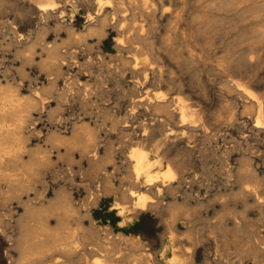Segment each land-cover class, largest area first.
<instances>
[{"label": "rangeland", "instance_id": "1", "mask_svg": "<svg viewBox=\"0 0 264 264\" xmlns=\"http://www.w3.org/2000/svg\"><path fill=\"white\" fill-rule=\"evenodd\" d=\"M110 1L122 3V8L119 9L122 12L117 15L120 21L115 28L108 27L106 34L99 38L93 34L84 36L86 26L96 19L95 17L91 21L87 20L88 14L95 16V0H0V87L18 90L22 98H46V102L39 103L37 109L32 110L23 134L29 139L27 144L30 149H34L38 144L52 152L51 163L42 166L41 174L33 177L34 168L29 166V156L23 154L22 160L18 162L19 168L27 169L26 172L31 174L25 187L17 190L5 182H0V213L10 214V217H2L3 222L0 225V256L3 257L4 253H7L10 259H17L18 252L11 246L18 234L16 222L19 215L25 213L26 206L38 204L37 192L40 190L48 200L44 198V205L49 203L47 207H50L46 213L49 214L46 215L49 217L46 218V225L52 229L54 226L62 227V231L71 235L75 241L72 248L74 251L68 253L70 255L55 250L49 251L47 257L45 255L44 259L42 258L43 262L46 261L44 264H142L143 261L144 264H264V129L255 126L258 107L251 103L258 97L259 100L262 98L260 101L264 103V0H148V9L142 5V0ZM42 6L47 11L41 12L39 9H42ZM153 8L155 12L151 13ZM105 9L111 10L112 6L106 4ZM121 23L124 25L123 29V25L120 27ZM141 27L144 29L142 40H132L137 42L135 47L140 49L131 52L126 49L119 51L117 43L121 40V44L125 46L127 41H130L129 37L139 32ZM172 29L174 30L171 31ZM80 34L83 38L79 37ZM85 39L86 41H83ZM53 45H58L56 47L61 52H71L73 55L66 54V65L62 67L61 76L54 74L47 64L49 60L46 48ZM133 56L142 63L139 66L148 63L147 68L160 69L164 78H170L169 80L180 84L182 96L187 98V103L197 110L199 116L202 115L193 124L196 127L190 129L189 124L181 126L178 115L164 121V128L167 133L173 134L174 141L170 140L173 142L162 144L158 148L163 167H158L157 171H162L168 166H174V169L181 163L184 170L183 174H177L176 178L171 180L174 191L164 188L159 197L147 191L143 184H133L132 178L129 179L130 174L128 175L130 151L143 147L152 151L150 154L154 156L153 146L161 137L157 125L159 116L145 110L142 105L131 109L130 98L139 94L136 89L140 91V87L135 82L141 75L131 73L132 65L129 66L126 61L124 64L120 57L133 62ZM118 59L122 61V66ZM149 71L148 69L150 77L152 73ZM51 79H55L56 83L52 87L49 85ZM151 82L147 83L143 92L150 90L151 95L161 89L163 92H170L165 85ZM244 87L247 88L246 91L250 90V94H245ZM44 88L45 90H42ZM49 92L52 97H48ZM60 94V98H57ZM251 95L257 97L253 99ZM106 113L111 118H108ZM126 115L129 117L125 119ZM103 117H107L104 122ZM56 119H59L58 122ZM83 120L85 123H82ZM120 120L123 123H120ZM87 121L91 130L86 126ZM114 121L118 125L114 124ZM84 127L93 133L92 136L95 135L93 143L96 149L98 148L95 159H99L96 164L99 167L105 165V168L100 167L101 170L93 161L90 162L91 160L80 155V147L77 144L68 145L66 142L45 140L50 136L52 139H58L60 134L63 139H70L75 130V134L80 138ZM143 130L149 136L145 134L141 139L139 135ZM69 135L70 137H67ZM53 143L56 144L52 145ZM100 157L105 161L110 160L101 164ZM246 186L248 190L257 192V198L252 192L243 189ZM60 187L68 188L67 192L62 191V199L56 198L60 189H55ZM130 188L136 195L147 193V200L153 198L148 200L149 202L156 200L164 207L138 211V215L136 210H130L134 199L121 197L120 194L125 190L128 192ZM51 198L55 202H49ZM90 199L93 201L89 203ZM56 205L58 209L55 208ZM167 205L171 206V209ZM60 207L68 216L60 215ZM164 209L168 212L162 213L161 210ZM169 212L173 213L174 217ZM168 223L173 231L167 227ZM171 223L174 225L171 226ZM90 227L96 231H91ZM134 239L142 243L137 249ZM255 242L259 244L256 245ZM77 246L79 248H76ZM145 256L148 257L147 261L144 260ZM42 260H38L36 264H43Z\"/></svg>", "mask_w": 264, "mask_h": 264}, {"label": "bare ground", "instance_id": "2", "mask_svg": "<svg viewBox=\"0 0 264 264\" xmlns=\"http://www.w3.org/2000/svg\"><path fill=\"white\" fill-rule=\"evenodd\" d=\"M130 1V0H129ZM135 1V0H134ZM133 1V2H134ZM143 2V6L145 5L146 6V8L148 9L149 8V6H147V1L148 0H142ZM135 3V2H134ZM95 4V5H94ZM94 6H96L97 7V9H96V13H95V16L93 17V14H88L87 15V20L88 21H91L92 19H94L95 17H96V19L94 20V22H90L87 26H86V31H84V36L85 37H87L88 35H97V36H99V38L102 36L103 37V35H105L106 34V29L109 27V28H115L116 26H117V24L119 23V19H118V14L120 13V12H122V10L121 11H119V9H120V5L122 4L120 1H118V2H112V1H110V0H95V2H94ZM106 4H109V5H111L112 6V9L111 10H106L105 8H106ZM82 5V4H81ZM150 5V4H149ZM43 7V6H42ZM151 7V6H150ZM39 8H41L40 6H39ZM122 8V7H121ZM27 9V8H26ZM151 9V8H150ZM41 12L43 11V12H45V11H47L46 10V8L45 7H43L42 9H39ZM125 11V10H124ZM151 13H154L155 12V9L153 8L151 11H150ZM146 15V14H145ZM54 16V15H53ZM124 17V16H123ZM170 17V16H169ZM123 22H124V20H123ZM176 23V22H175ZM178 23V22H177ZM41 24V23H40ZM65 24V23H64ZM123 25V23H121V25H120V27ZM24 28V27H23ZM70 28V27H69ZM75 28V27H74ZM124 28V25H123V27H122V29ZM66 29H68V27L66 26ZM139 29V28H138ZM174 29H176L177 30V28H174ZM174 29H172L171 31H173ZM143 28L141 27L140 28V31L139 32H137L136 34H133V36H130L129 37V39L128 40H130V41H127L128 43L124 46L123 44H121V40H120V42L119 43H117V45H118V50L119 51H121L122 49L124 50V49H126V50H128V51H137L138 49H140V47L138 48V47H135V45H136V43L137 42H134V41H132V40H134V39H141L142 40V38L144 37V32H143ZM182 30V29H181ZM11 31V30H10ZM68 31V30H67ZM70 31V30H69ZM183 31H184V29H183ZM13 32V31H12ZM182 32V31H181ZM82 33V32H81ZM133 33H135V32H133ZM9 34V33H8ZM6 35V34H5ZM74 35V34H73ZM77 35V34H76ZM87 35V36H86ZM9 36V35H8ZM80 36H82L81 34L79 35V37ZM89 36V37H90ZM14 37V36H13ZM78 37V38H79ZM146 37V36H145ZM9 38V37H8ZM82 38H83V36H82ZM175 38V37H174ZM13 39H15V38H13ZM97 39H98V37H97ZM83 41H86V39L85 40H83ZM99 41H100V39H99ZM118 41V40H117ZM184 41V40H183ZM262 41H264V40H262ZM262 41H260V43L262 42ZM27 43H29V42H27ZM259 43V44H260ZM9 44H11L10 42H9ZM54 44V43H53ZM85 45V44H84ZM116 45V44H115ZM262 45H264V44H262ZM56 46H58V45H56ZM55 45H53V46H51V47H49V48H46V50H47V52H48V65L50 66V68H51V70L53 71V73L54 74H59L60 75V72H61V70H62V67H63V65H66V64H64V61H66L65 60V56H66V54H70L71 55V52L69 53H63V52H61L60 51V49L58 48V47H56ZM76 46V45H75ZM91 46V45H90ZM188 46V45H187ZM144 48V47H143ZM70 49V48H69ZM171 49V48H170ZM45 50V49H44ZM142 50V49H141ZM76 51V50H75ZM118 51V52H119ZM175 51V50H174ZM78 52V51H77ZM169 52V51H168ZM171 53V52H170ZM169 53V54H170ZM74 54V53H73ZM132 54V53H131ZM144 54V53H143ZM173 54V53H172ZM208 54V53H207ZM120 55V54H119ZM133 55V54H132ZM174 55V54H173ZM198 55V54H197ZM261 55V54H260ZM71 56H73V55H71ZM134 56H136V55H134ZM133 56V57H134ZM144 56V55H143ZM199 56V55H198ZM262 56H264V55H262ZM147 57V56H146ZM172 57V56H171ZM189 57V56H188ZM238 57V56H237ZM25 58V57H24ZM69 58V57H68ZM73 58V57H72ZM193 58V57H192ZM191 58V59H192ZM120 59H123L122 61L124 62V64H125V61L128 63V65L129 66H131L130 67V70H131V73H134V74H136V75H141V78H139V77H137V79H136V82H135V84L136 85H139V87H140V91H139V89H136V92H139V94H136V95H133V97L132 98H130L131 99V109L132 110H134L135 109V107L136 106H138V105H142V107L143 106H145L144 108H145V110H149V111H152L153 112V114L154 115H157V116H159L160 118H157L156 120H157V125H158V127H159V135L161 136L160 137V140H158L155 144H154V151H153V154H154V156H152L150 153L152 152H150V151H147L146 149H144L143 147H138V148H135V149H133V150H131L130 151V153H129V159H131V163H130V167H129V173H128V175L130 174V176H129V179H130V177L132 178V181H133V184L135 183V184H143V186H145V187H147V191H150L151 193L153 192L154 194H156L157 195V197H159V195L161 194V192L163 191V189L164 188H166L168 191H174V187L171 185V180H174L175 178H176V175L177 174H179L180 175V173H182V171L184 170V166H183V163H181V164H179V165H177V167H175L174 169H173V167L171 168V166H168V167H166V169H164V170H162V171H157V168L159 167L160 168V166H161V168L163 167L161 164H162V159L160 158V156L158 155V148L160 147V145H162V144H166V143H169V142H173L174 140H173V137L174 136H172L173 134H169V133H167L168 131H166V129L164 128L165 127V125H164V121L165 120H169V119H173L174 118V116L175 115H178V117L179 118H177V119H179V122L181 123V126H182V124L184 125V124H189V129L192 127H196V126H194L193 124H195L196 122H197V120L198 119H200V116H202V115H200L199 116V113L197 112V110H195V109H192V105H190V104H188L187 103V98L185 99L183 96H182V94H183V90H182V86L180 85V84H176L175 82H173V81H171V80H169V79H166V78H164V75L162 74V72L160 71V69H158V70H154V68L152 67V68H147L148 67V63H146V64H144L142 67L141 66H139V64H142V63H139L138 61H137V57H134V58H132V61L133 62H129V60L130 59H127V58H121L120 57ZM125 59V60H124ZM127 59V60H126ZM140 59V58H139ZM148 59V58H147ZM201 59V58H200ZM75 60V59H74ZM119 60V59H118ZM220 60V59H219ZM257 60V59H256ZM120 61V64L122 63V61L121 60H119ZM147 61V60H146ZM193 61V60H192ZM191 61V62H192ZM202 61V60H201ZM77 62V61H76ZM110 62V61H109ZM258 62V61H257ZM132 63H134V64H132ZM143 63H144V61H143ZM228 63V62H227ZM70 64V63H69ZM123 64V67L125 66V68H126V65H124ZM148 64V65H147ZM189 64V63H188ZM82 65V64H81ZM104 65V64H103ZM151 65V64H150ZM175 65V64H174ZM233 65V64H232ZM20 66V65H19ZM68 66V65H67ZM99 66V65H98ZM121 66H122V64H121ZM152 66V65H151ZM229 66V65H228ZM79 67H80V65H79ZM122 67V68H123ZM176 67V66H175ZM225 67V66H224ZM223 67V68H224ZM18 68V67H17ZM72 68V67H71ZM118 68V67H117ZM156 68H157V66H156ZM99 69V68H98ZM148 69L150 70L149 72H151L152 73V76H150L149 77V74L150 73H148ZM250 69V68H249ZM122 70H124V69H122ZM128 70H129V68H128ZM156 72V76H155V72ZM250 71V70H249ZM46 73V72H45ZM62 73H63V70H62ZM108 73V72H107ZM121 73H123V72H121ZM158 73V74H157ZM89 75V74H88ZM97 75V74H96ZM104 75V74H103ZM169 75V74H168ZM61 76V75H60ZM169 77V76H168ZM56 78V77H55ZM106 78V77H105ZM58 79V78H57ZM56 79V80H57ZM124 79V78H123ZM55 80V79H54ZM53 79H51V81L50 80H48V81H50V84L49 85H51V87L53 86V85H55L56 83H55V81H54ZM200 80V79H199ZM67 81V80H66ZM111 81V80H110ZM149 81H152V82H155L156 84H163V85H165L168 89H169V93H168V91L167 92H163L162 91V89H161V91H158V92H153V94L151 95V93H150V95L148 94V92H146V91H144L143 92V89L145 88V86L147 85V83L149 82ZM222 81V80H221ZM65 82V81H64ZM151 82V83H152ZM177 82V81H176ZM228 82V81H227ZM55 83V84H54ZM131 83V82H130ZM200 83H203V82H200ZM85 84H87V83H85ZM102 84H104V83H102ZM215 84V83H214ZM224 84V83H223ZM236 84V83H235ZM66 85V84H65ZM197 85V84H196ZM201 85V84H200ZM249 85V84H248ZM262 85H264V84H262ZM68 86V85H67ZM82 86V85H81ZM85 86H87V85H85ZM153 86V85H152ZM164 86V87H165ZM240 86V85H239ZM238 86V87H239ZM42 87V86H41ZM44 87V86H43ZM46 87V86H45ZM55 87V86H54ZM53 87V88H54ZM132 87H134V86H132ZM156 87V86H155ZM189 87V86H188ZM47 89H48V85H47V87H46ZM49 88H50V86H49ZM83 88V87H82ZM136 88V87H135ZM138 88V87H137ZM190 88V87H189ZM211 88V87H210ZM13 89V88H12ZM36 89V88H35ZM41 89V88H40ZM39 89V90H40ZM64 89H65V87H64ZM96 89V88H95ZM109 89V88H108ZM250 89H251V87H250ZM42 90H45V88L44 89H42ZM41 90V92H43ZM68 90V89H67ZM129 91H130V89H128ZM152 90V89H151ZM243 90H244V92H246L245 94L246 95H248V94H250L249 93V91H246L247 90V88L246 87H244L243 88ZM242 90V91H243ZM37 91V90H36ZM63 91H65V90H63ZM46 92V91H45ZM51 92V91H50ZM50 92H49V96L48 97H52L51 95H50ZM110 92V91H109ZM133 92V91H132ZM221 92V91H220ZM244 92H243V94H244ZM44 93V92H43ZM42 93V94H43ZM48 93V92H47ZM88 94H89V92H87ZM112 93V92H111ZM185 93V92H184ZM34 94V93H33ZM39 94V93H38ZM57 94V93H56ZM65 94V93H64ZM131 94H133V93H131ZM135 94V93H134ZM258 94H259V92H258ZM41 95V94H40ZM39 95V96H40ZM62 95H63V93H62ZM66 95V94H65ZM90 95V94H89ZM130 95V94H129ZM204 95V94H203ZM228 95V94H227ZM262 95H264V93H262ZM54 96V95H53ZM60 96H61V94L60 95H58L57 96V98H60ZM222 96V95H221ZM251 96H253V95H251ZM64 97H66V96H64ZM257 96H253L252 98L254 99V98H256ZM63 98V97H62ZM128 98V97H127ZM128 98V99H129ZM246 98V97H245ZM261 98V97H260ZM54 99V98H53ZM90 99V98H89ZM102 99V98H101ZM109 99V98H108ZM207 99V98H206ZM235 99V98H234ZM249 99V98H248ZM252 99V100H253ZM262 99V98H261ZM260 99V100H261ZM46 100V98H44V99H40V98H37L36 96L35 97H27V98H22L21 96H20V93H18V90H11V89H3L2 88V86L0 87V182H5V183H7L8 184V186L9 187H11V188H15V189H19L20 187L21 188H23V187H25L24 185L26 184V183H28L29 182V178H30V176H31V174H28L27 172H26V170L25 169H20L19 168V165H18V162L19 161H21L22 160V156H23V154H28V156H29V162H30V165L29 166H33V168L34 169H32V177H33V175H38L39 176V174H41V169L44 167V165H49L50 163H51V159H50V153H52V152H50L49 150L50 149H48V148H45V147H42L41 145H36L35 146V148L34 149H30L29 147H28V144H27V141L29 140L28 139V137H25V135L26 134H23V129L25 128V124L28 122V119H29V117L31 116V112H32V110L33 109H37L36 108V106L39 104V103H42L43 101H45ZM48 100V99H47ZM251 100V101H252ZM259 100V97H258V99L255 101V99L253 100V102H251V103H255V105H257V107H258V114L256 115L257 116V118H256V127L257 128H261V130L262 129H264V103H262V101H260ZM51 101V100H50ZM86 101H88V100H86ZM90 101V100H89ZM130 101V100H129ZM189 101V100H188ZM195 101V100H194ZM249 101V100H248ZM46 102V101H45ZM44 102V103H45ZM56 102L58 103V101L56 100ZM48 103V102H47ZM85 103V102H84ZM86 103H88V102H86ZM85 103V104H86ZM43 104V103H42ZM94 104H96V103H94ZM232 104V103H231ZM242 104V103H241ZM246 104V103H245ZM56 105H58V104H56ZM198 105V104H197ZM52 106V105H51ZM86 106V105H85ZM89 106V105H88ZM43 107V106H42ZM46 107V106H45ZM55 108H58L57 106H54ZM53 108V107H52ZM55 108H53L54 110H55V112H56V109ZM61 107H59V109H60ZM110 108V107H109ZM106 109V108H105ZM139 109V108H138ZM46 110V109H45ZM50 110V109H49ZM54 110H53V112H54ZM110 110V109H109ZM223 110H224V108H223ZM226 110V109H225ZM108 111V110H107ZM256 111V110H255ZM52 112V113H53ZM99 112V111H98ZM104 112H106V111H104ZM109 112V111H108ZM242 112V111H241ZM51 112H50V114H52ZM135 113H136V111H135ZM140 113V112H139ZM149 113V112H148ZM100 114V113H99ZM104 114V113H103ZM107 114V113H106ZM150 114V113H149ZM152 114V113H151ZM203 114V113H202ZM255 114V113H254ZM105 115V114H104ZM108 115L109 114H107V117H108ZM154 115H153V117H154ZM228 115V114H227ZM232 115H234V114H232ZM92 116V115H91ZM106 116V115H105ZM115 116V115H114ZM127 116L128 115H126V117H125V119L127 118ZM141 116V115H140ZM212 116V115H211ZM210 116V117H211ZM241 116H242V114H241ZM255 116V117H256ZM51 117V116H50ZM107 117H103L102 119H103V122L105 121V119L107 118ZM129 117V116H128ZM131 117H133V116H131ZM148 117V116H147ZM150 117V116H149ZM205 117V116H204ZM238 117V116H237ZM105 118V119H104ZM108 118H111L110 116L108 117ZM124 118V117H123ZM198 118V119H197ZM202 118V117H201ZM51 119H53V117L51 118ZM60 119H62V117L60 118ZM77 119V118H76ZM99 119V118H98ZM119 119V117L117 118V120ZM125 119H124V121H125ZM133 119V118H132ZM203 119H205V118H203ZM37 120V119H36ZM57 120V119H56ZM59 120V119H58ZM58 120L56 121V122H58ZM152 120V119H151ZM154 120V119H153ZM53 121V120H52ZM84 121V120H83ZM113 121V119L111 120V122ZM177 121V120H176ZM205 121H207V120H205ZM60 123H61V121H59ZM119 122V121H118ZM123 123V121L122 120H120V123ZM150 122V121H149ZM155 122V121H154ZM240 122V121H239ZM33 123V122H32ZM59 123V124H60ZM82 123H85V121L84 122H82ZM87 123L88 124H86V126L89 128L90 126V124H89V122L87 121ZM114 124L116 123V121H114L113 122ZM112 123V124H113ZM127 123H129V118H128V122ZM127 123H125V124H127ZM56 124V123H55ZM64 124V123H63ZM111 124V125H112ZM117 124V123H116ZM155 124V123H154ZM53 125V124H52ZM82 125V124H81ZM118 125V124H117ZM152 125V124H151ZM56 126V125H55ZM83 126V125H82ZM155 126V125H154ZM78 127H79V125H78ZM87 127L85 128L84 127V130H83V132H82V134L81 133H79V131L77 130V132L79 133V134H81L80 135V138H79V136H78V134L76 133L75 134V132H76V130L75 129H77V128H74V130H75V132H74V134L73 135H71L72 137L70 138V139H63L62 138V136H61V134H60V138L58 137V139H55V138H53L52 139V137L50 136L49 138L47 137V139H45L46 141L48 140H51V141H59V143H62V142H66L65 144H68V145H73V144H77L80 148H79V152L81 153L80 155L81 156H83V157H86V159L88 158L89 159V161L90 162H94L95 163V165H97L96 164V162H99V161H96L97 159H95L96 158V154H98L97 153V149H96V145L94 144L95 142V138H93L95 135H93L92 136V132H90L89 130H91L90 128H89V130L87 129ZM113 127H115V125L113 126ZM124 127V126H123ZM126 127V126H125ZM148 127V126H147ZM179 127V126H178ZM224 127V126H223ZM146 128V127H145ZM188 128V126L186 127V129ZM220 128V127H219ZM72 129V128H71ZM79 129H81V128H79ZM83 129V128H82ZM93 129H94V127H93ZM92 129V130H93ZM144 129V128H143ZM182 129V128H181ZM189 129H187L188 131H189ZM97 130H98V128H97ZM116 130V129H115ZM122 130V129H121ZM259 130V129H258ZM37 131V130H36ZM40 131V130H39ZM111 131V130H110ZM117 131V130H116ZM123 131V130H122ZM135 131V130H134ZM144 132L142 133V134H140L139 135V137H141V139H142V137H144L145 136V130H143ZM185 131V130H184ZM183 131V132H184ZM188 131H185L186 133H188ZM191 131V130H190ZM193 131V130H192ZM191 131V132H192ZM219 131V130H218ZM237 131V130H236ZM27 132H29V130L27 131ZM32 132V131H31ZM94 132V131H93ZM112 132V131H111ZM173 132V131H172ZM184 132V133H185ZM204 132V131H203ZM222 132V131H221ZM231 132V131H230ZM95 133V132H94ZM126 133V132H125ZM190 133V132H189ZM194 133V132H193ZM196 133V132H195ZM205 133H207L206 131H205ZM37 134V133H36ZM191 134V133H190ZM202 134V133H201ZM224 134V133H223ZM241 134V133H240ZM51 135V134H50ZM58 135V134H57ZM56 135V136H57ZM121 135V134H120ZM146 135H148V134H146ZM184 135V134H183ZM187 134H185V136H186ZM209 135V134H208ZM207 135V136H208ZM212 135V134H211ZM216 135V134H215ZM27 136V135H26ZM33 136V135H32ZM31 136V137H32ZM65 136V135H64ZM123 136V135H122ZM127 136H128V134H127ZM127 136H125L124 135V137H127ZM136 136V135H135ZM149 136V135H148ZM179 136H181V135H179ZM178 136V137H179ZM193 136H194V134H193ZM205 136V135H204ZM210 136V135H209ZM219 136V135H218ZM34 137V136H33ZM42 137V136H41ZM67 137H70V135L69 136H67ZM76 137H78V139H76ZM123 137V138H124ZM176 137V136H175ZM181 137H183V136H181ZM192 137V136H191ZM245 137V136H244ZM57 138V137H56ZM65 138V137H64ZM133 138V137H132ZM137 138V137H136ZM135 138V139H136ZM177 138V137H176ZM213 138V137H212ZM230 138H231V136H230ZM233 138V137H232ZM241 138V137H240ZM76 139V140H75ZM138 139V138H137ZM140 139V138H139ZM175 139V138H174ZM186 139H187V136H186ZM185 139V140H186ZM214 139V138H213ZM216 139V138H215ZM235 139V138H234ZM36 140H37V138H36ZM121 140V139H120ZM145 140V139H144ZM143 140V141H144ZM170 140H173V141H170ZM231 140H233V139H231ZM140 141V140H139ZM142 141V142H143ZM187 141H188V139H187ZM238 141V140H237ZM255 141V140H254ZM94 142V143H93ZM227 142V141H226ZM46 143V142H45ZM114 143V142H113ZM119 143V142H118ZM121 143H123L122 141H121ZM236 143V142H235ZM36 144V143H35ZM40 144V143H39ZM56 144V143H55ZM54 143L52 144V145H55ZM243 144V143H242ZM246 144V143H245ZM142 145V144H141ZM184 145V144H183ZM232 145V144H231ZM57 146V145H56ZM172 146V145H171ZM174 146V145H173ZM58 147V146H57ZM188 147V146H187ZM241 148H242V145L240 146ZM50 148V147H49ZM59 148V147H58ZM74 148V147H73ZM181 148V147H180ZM186 148V147H185ZM66 149V148H65ZM72 149V148H71ZM149 149V148H148ZM184 149V148H183ZM239 149V148H238ZM59 150V149H58ZM67 150V149H66ZM78 150V149H77ZM247 150V149H246ZM166 151V150H165ZM162 152V151H161ZM185 152V151H184ZM255 152H256V150H255ZM65 153V152H64ZM106 153H107V151H106ZM188 153V152H187ZM258 153H260V152H258ZM166 154V153H165ZM171 154V153H170ZM179 154V153H178ZM226 154V153H225ZM248 154V153H247ZM102 155V154H101ZM110 155V154H109ZM162 155V154H161ZM106 156H108V154L106 155ZM227 156V155H226ZM71 157V156H70ZM98 157V156H97ZM109 157H112V156H109ZM114 157V156H113ZM126 157V156H125ZM228 157V156H227ZM244 157V156H243ZM247 157V156H246ZM101 158V157H100ZM108 158V157H107ZM128 158V157H127ZM248 158V157H247ZM247 158H245V159H247ZM250 158V157H249ZM80 159H82V158H80ZM79 159V160H80ZM87 159V160H88ZM221 159V158H220ZM253 159V158H252ZM78 160V161H79ZM99 160V159H98ZM101 160H102V158H101ZM100 160V161H101ZM107 160H110V159H107ZM106 160V161H107ZM173 160V159H172ZM103 161H104V163L106 162L105 161V159L104 160H102V162H101V164L103 163ZM175 161V160H174ZM174 161H172V162H174ZM179 161V160H178ZM184 161V160H183ZM29 162H28V164H29ZM171 162V163H172ZM247 162H248V160H247ZM250 162V161H249ZM114 163V162H113ZM122 163V162H121ZM251 163V162H250ZM53 164V163H52ZM222 164V163H221ZM242 164H243V160H242ZM242 164H240V165H242ZM27 165V164H26ZM92 165V164H91ZM103 166H101L100 165V167H103V168H105L104 166V164H102ZM247 165H250V164H247ZM43 166V167H42ZM98 166V165H97ZM113 166V165H112ZM243 166V165H242ZM241 166V167H242ZM257 166H258V164H257ZM24 167H26V166H24ZM42 167V168H41ZM99 167V166H98ZM99 167V168H100ZM116 167V166H115ZM240 167V166H239ZM45 168H46V166H45ZM89 168V167H88ZM87 168V169H88ZM93 168V167H92ZM92 168H91V170H92ZM96 168V167H95ZM94 168V169H95ZM102 168V169H103ZM243 168V167H242ZM90 169V168H89ZM98 169V168H97ZM240 169V168H239ZM239 169H238V171H239ZM245 169V168H244ZM96 170V169H95ZM99 170H101V168L99 169ZM99 170H97L98 172H99ZM220 170V169H219ZM75 171V170H74ZM94 171V170H93ZM96 171V172H97ZM112 171V170H111ZM250 171H253V170H249V172ZM29 172V171H28ZM87 172H88V170H87ZM113 172H114V170H113ZM116 172V171H115ZM244 172H246L245 170H244ZM101 173H102V171H101ZM106 173H107V171H106ZM185 173V172H184ZM242 173V172H241ZM253 174H254V172H252ZM58 174V173H57ZM67 174V173H66ZM73 174V173H72ZM87 174V173H86ZM89 174V173H88ZM104 174V173H103ZM110 174V173H109ZM126 174H127V172H126ZM183 174V173H182ZM43 175V174H42ZM63 175V174H62ZM102 175V174H101ZM238 175H239V172H238ZM246 175V174H245ZM247 175H248V171H247ZM79 176V175H78ZM96 176V175H95ZM185 176V175H184ZM242 177H243V174L241 175ZM252 176V175H251ZM261 176H262V174H261ZM63 177V176H62ZM61 177V178H62ZM67 177V176H66ZM71 177V176H70ZM105 177H106V175H105ZM126 177H127V175H126ZM182 177V176H181ZM256 177V176H255ZM38 178V177H37ZM74 178V177H73ZM180 178V177H179ZM258 178V177H257ZM68 179V178H67ZM89 179V178H88ZM97 179V178H96ZM128 179V180H129ZM190 179V178H189ZM193 179V178H192ZM238 179V178H237ZM75 180V179H74ZM90 180V179H89ZM105 180V179H104ZM127 180V179H126ZM186 180V179H185ZM184 180V181H185ZM243 181V179H240V181ZM244 180H245V178H244ZM106 181H108V179H106ZM177 181V180H176ZM179 181H180V179H179ZM190 181V180H189ZM238 181V180H237ZM97 182V181H96ZM102 182H103V180H102ZM105 182V181H104ZM178 182V181H177ZM254 182V181H253ZM257 182V181H256ZM261 182H262V179H261ZM189 183V182H188ZM245 185H246V183L245 182H243ZM99 184V183H98ZM105 185H108V183L106 184V183H104ZM103 184V185H104ZM244 184H243V186H244ZM248 184V183H247ZM257 184V183H256ZM255 184V185H256ZM258 184H259V182H258ZM62 185V184H61ZM183 185H184V183H183ZM230 185V184H229ZM249 185V184H248ZM62 186H64V185H62ZM96 186H98V185H96ZM133 186V185H132ZM135 186H138V185H135ZM177 186H180V185H177ZM185 186V185H184ZM257 186V185H256ZM262 186V185H261ZM105 187V186H104ZM142 187V186H141ZM182 187V186H181ZM187 187V186H186ZM240 187H242V186H240ZM250 187V186H249ZM20 188V189H21ZM92 188V187H91ZM106 189H107V187H105ZM253 188V187H252ZM255 188V187H254ZM45 189V188H44ZM60 189V190H59ZM67 187H66V189H62L61 187L60 188H58V189H55V190H59L58 192H57V197L56 198H59V199H62V195L64 194L62 191L63 190H66V192H67ZM131 189V188H130ZM234 189V188H233ZM242 189V188H241ZM245 191L246 190H248V187L246 186L245 188H243ZM257 189H258V187H257ZM262 189H264V188H262ZM98 190V189H97ZM110 190V189H109ZM45 191V190H44ZM99 191V190H98ZM106 191H108V190H106ZM123 191V190H122ZM146 191V192H147ZM172 191V192H173ZM176 191V190H175ZM249 192H252V194H254V196L257 198V192H255V191H250V190H248ZM257 191H259V190H257ZM56 192V191H55ZM109 192V191H108ZM108 192H106V194L108 193ZM117 192V191H116ZM121 192V191H120ZM145 192V191H144ZM183 192V191H182ZM231 192V191H230ZM36 193V192H35ZM69 193V192H68ZM143 193V192H142ZM152 193V194H153ZM235 193V192H234ZM246 193H248V192H246ZM102 194V193H101ZM122 196L121 197H125V198H133L134 199V201L132 202V204H133V207L130 205V207H132L130 210H136L137 212V214L139 213V212H143V211H146L147 209H149V208H158L159 206H161V204H160V202L158 201V202H156V200H153L154 202H149L148 200H150V199H148L147 200V193L145 194V195H143V194H140V193H138V195H136L135 194V192L133 191V189H131V190H129L128 192H126V190H125V192H122V193H120ZM230 194V193H229ZM238 194V193H237ZM91 195V194H90ZM103 195V194H102ZM137 196V197H135L134 198V196ZM260 195V194H259ZM262 195H264V194H262ZM88 196V195H87ZM97 196V195H96ZM150 196V195H149ZM154 196V195H153ZM64 197H65V195H64ZM93 197H94V194H93ZM156 197V196H155ZM154 197V198H155ZM188 197V196H187ZM34 198V197H33ZM44 198H45V193L44 192H42V191H38L37 192V199H38V204L36 205H34V206H31V204H30V206H26V208L24 209L25 210V213L23 214V215H19V218L17 219V227H18V234H17V237L15 238L16 240L15 241H13L12 243H11V246H12V248H14V249H16V251L18 252L17 254H18V257H17V259H10V257H7V253H4V256L2 257V256H0V264H36V262L38 261V260H42V258L44 259V256L49 252V251H53V250H55V251H58V252H60V253H62V254H68V253H70L71 251H72V248H73V246H74V244H75V241L72 239V236L71 235H69V234H67V233H65V232H63L62 230V227L61 228H57L56 226H54L53 228L54 229H52V228H49L48 227V225H46V223L47 222H45L46 221V218L48 219L49 217H47V216H49V214H46L47 212H48V210H49V208L47 207V206H49V203H47V204H45L44 205V203H43V200H44ZM54 198V197H53ZM66 198V197H65ZM151 198V197H150ZM161 198V197H160ZM186 198V197H185ZM244 198H245V196H244ZM260 198V197H259ZM46 199V198H45ZM67 199V198H66ZM95 197H94V201H95ZM153 199V198H152ZM151 199V200H152ZM173 199V198H172ZM189 199V198H188ZM262 199V198H261ZM47 200V199H46ZM49 200H51V201H49V202H52V201H54L52 198L51 199H49ZM58 200V199H57ZM91 200L92 199H90V201H89V203L91 202ZM92 200V201H93ZM101 200V199H100ZM150 200V201H151ZM253 200H254V198H253ZM255 200H257V199H255ZM48 201V200H47ZM68 201H69V197H68ZM132 201V200H131ZM174 201V200H173ZM172 201V202H173ZM203 201V200H202ZM245 201V200H244ZM55 202V201H54ZM53 202V203H54ZM59 202V201H58ZM97 202V201H96ZM149 202V203H148ZM162 202V201H161ZM169 202V201H168ZM167 202V203H168ZM175 202L176 203H178L176 200H175ZM245 202H247V201H245ZM257 202V201H256ZM7 203V202H6ZM71 203H72V201H71ZM176 203H175V205H176ZM56 204H58V203H56ZM61 204V203H60ZM59 204V205H60ZM64 205H66L65 203H63ZM70 204V203H69ZM185 204V203H184ZM200 204V203H199ZM224 204V203H223ZM253 204V203H252ZM261 204V203H260ZM262 204H264V202H262ZM51 205V204H50ZM72 204H70V206H71ZM94 206L96 205L95 204V202H94V204H93ZM93 205H91V206H93ZM168 205H171V204H168ZM167 205V206H168ZM173 205V204H172ZM244 205V204H243ZM58 205H56V207L55 208H57L58 209V207H57ZM61 206V205H60ZM67 206V205H66ZM69 206V207H70ZM88 206V205H87ZM89 206H90V204H89ZM93 206V207H94ZM118 207H119V205H117ZM163 206V205H162ZM161 206V207H162ZM167 206H165V207H167ZM179 206V205H178ZM201 206V205H200ZM52 207V206H51ZM62 207V206H61ZM61 207H60V210H61ZM68 207V206H67ZM67 207H65V209L67 208ZM122 207H123V205H122ZM164 207V206H163ZM169 207V206H168ZM176 207V206H175ZM190 207H192V206H190ZM198 207V206H197ZM24 208V207H23ZM90 208V207H89ZM170 209H171V206L169 207ZM180 208V207H179ZM183 208H185V207H183ZM53 209V208H52ZM88 209V208H87ZM128 209V208H127ZM160 209V208H159ZM170 209H169V211H170ZM174 210H175V208H173ZM181 209V208H180ZM192 209V208H191ZM11 209H9V211H10ZM59 210V211H60ZM66 210H68V209H66ZM70 210V209H69ZM123 210V209H122ZM129 210V211H130ZM132 210V211H133ZM173 210V211H174ZM7 211V210H6ZM12 211V210H11ZM53 211V210H52ZM91 211V210H90ZM119 211V210H118ZM128 211V210H127ZM139 211V212H138ZM153 212H155L154 210H152ZM162 211V213H164V211H165V213H167L168 212V210H166V209H164V210H161ZM167 211V212H166ZM241 211V210H240ZM76 212V211H75ZM171 212V211H170ZM169 212V214L170 215H172L173 217H174V215H173V213L171 214ZM227 212V211H226ZM13 213H15L14 212V210H13ZM60 215H65V210H61L60 212ZM158 213V212H157ZM161 212H159V214H160ZM232 213V212H231ZM241 213H242V211H241ZM12 214V213H11ZM87 214H88V212H87ZM136 214V215H137ZM140 214V213H139ZM138 214V215H139ZM47 215V216H46ZM51 215V214H50ZM66 215H67V213H66ZM65 215V216H66ZM86 215V214H85ZM125 215V214H124ZM130 215V214H129ZM5 216H9L10 217V214H8V213H0V225H1V222H3V218L5 217ZM56 216V215H55ZM59 216V215H58ZM65 216H63V217H65ZM68 216V215H67ZM135 216V215H134ZM3 217V218H2ZM89 217V216H88ZM129 217H131V216H129ZM170 217V216H169ZM235 217H237V216H235ZM13 218V217H12ZM122 218H124V217H122ZM11 219V218H10ZM67 219V218H66ZM167 219H168V217H167ZM170 219H172V218H170ZM249 219V218H248ZM57 220H59L58 218H57ZM131 220V219H130ZM173 220H174V218H173ZM247 220V219H246ZM60 221V220H59ZM61 223H62V221H60ZM63 222H64V219H63ZM120 222V221H119ZM167 222H169V220L167 221ZM171 222V221H170ZM173 222V221H172ZM65 223V222H64ZM95 223V222H94ZM121 223H122V221H121ZM120 223V224H121ZM5 222H4V226L3 227H5ZM92 224V223H91ZM167 224V223H166ZM185 224V223H184ZM66 225V224H65ZM95 225V224H94ZM93 225V226H94ZM172 225H174V224H172L171 223V226ZM64 226V225H63ZM56 227V228H55ZM65 227H67V225L65 226ZM64 227V228H65ZM96 227V226H95ZM168 228L170 227L169 226V223H168V226H167ZM175 227V226H174ZM256 227V226H255ZM69 228V227H68ZM67 228V229H68ZM89 228V227H88ZM93 228V227H92ZM97 228V227H96ZM165 228H166V226H165ZM167 228V229H168ZM86 229V228H85ZM90 229H91V227H90ZM89 229V230H90ZM98 229V228H97ZM171 229L172 228H169V230L171 231ZM221 229V228H220ZM4 230V229H3ZM93 230H95L94 228H93ZM92 229H91V231H93ZM0 231H1V226H0ZM96 231V230H95ZM168 231V230H167ZM172 231H173V229H172ZM2 232H4V231H2ZM75 232V231H74ZM99 232V231H98ZM106 232V231H105ZM108 232V231H107ZM110 232V231H109ZM189 232V231H188ZM242 233V232H241ZM6 234V233H5ZM107 234V233H106ZM120 234H122V233H120ZM164 234H166V232L164 233ZM192 234V233H191ZM2 235H4V234H2ZM8 235V234H7ZM75 235V234H74ZM171 235H172V233H171ZM174 235V234H173ZM14 236H16V235H14ZM120 236V235H119ZM122 236L124 237V235L122 234ZM122 236H120V237H122ZM127 236V235H126ZM1 237V236H0ZM73 237H75V236H73ZM138 237V236H137ZM136 237V238H137ZM171 237V236H170ZM10 238V237H9ZM89 238V237H88ZM129 238V237H128ZM75 239V238H74ZM121 241H122V239H120ZM130 240H131V238H130ZM129 240V241H130ZM12 241V240H11ZM77 241V240H76ZM134 241H135V239H134ZM8 242V241H7ZM78 242V241H77ZM135 242H136V244H135ZM134 242V245H135V247H136V249H137V247L139 248L140 247V244H142L141 242H140V240H136ZM245 242V241H244ZM85 243V242H84ZM100 243H102V242H100ZM99 243V244H100ZM258 243V242H257ZM88 244V243H87ZM104 244V243H103ZM133 244V243H132ZM255 244H256V242H255ZM259 244V243H258ZM258 244H256V245H258ZM3 245V244H2ZM76 245H77V243H76ZM80 245V244H79ZM86 245V244H85ZM91 245V244H90ZM136 245H139V246H136ZM147 245V244H146ZM252 245V244H251ZM97 246V245H96ZM100 246H101V244H100ZM100 246H99V248H100ZM104 246V245H103ZM8 247V246H7ZM10 247V246H9ZM131 247H133V249H134V246L133 245H131ZM245 247V246H244ZM75 248V247H74ZM76 248H79L78 246L76 247ZM256 248V247H255ZM258 248V247H257ZM132 249V250H133ZM12 250V249H11ZM78 250V249H77ZM100 251H102V249L100 248L99 249ZM135 250V249H134ZM140 250V249H139ZM251 250V249H250ZM8 251V250H7ZM73 251H74V249H73ZM72 251V252H73ZM254 251H256V250H254ZM257 252H258V250H257ZM262 252H264V251H262ZM71 254V253H70ZM70 254H68V255H70ZM48 255V254H47ZM47 255H46V257H47ZM142 255V254H141ZM141 255L139 256V255H137V256H139V257H141ZM173 255V254H172ZM11 256V255H10ZM62 256V255H61ZM147 256V255H146ZM146 256H145V258H146ZM7 257V258H6ZM144 257V256H143ZM148 257L150 258L151 256H149L148 255ZM148 257L146 258V259H144L145 261H147L148 260ZM177 257V256H176ZM119 258V257H118ZM136 258V257H135ZM138 258V257H137ZM258 258V257H257ZM8 259H10V260H8ZM174 259L172 258V261H173ZM262 260V259H261ZM44 260H42V263L44 264L45 262H43ZM140 261V260H139ZM143 261V260H142ZM41 262V261H40ZM144 262V261H143ZM143 262H141L142 264H144ZM173 262H175V261H173ZM88 264V263H87ZM97 264V263H96ZM99 264V263H98ZM126 264V263H125ZM139 264H140V262H139Z\"/></svg>", "mask_w": 264, "mask_h": 264}]
</instances>
